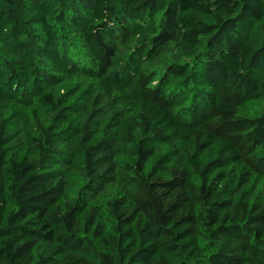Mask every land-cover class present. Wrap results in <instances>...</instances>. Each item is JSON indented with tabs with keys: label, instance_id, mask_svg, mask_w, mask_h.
<instances>
[{
	"label": "trees",
	"instance_id": "trees-1",
	"mask_svg": "<svg viewBox=\"0 0 264 264\" xmlns=\"http://www.w3.org/2000/svg\"><path fill=\"white\" fill-rule=\"evenodd\" d=\"M0 264H264V0H0Z\"/></svg>",
	"mask_w": 264,
	"mask_h": 264
}]
</instances>
